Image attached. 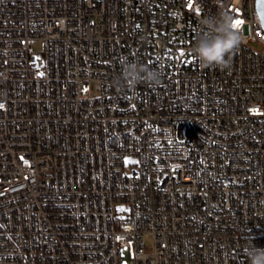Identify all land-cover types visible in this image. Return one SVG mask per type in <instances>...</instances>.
<instances>
[{"label": "built area", "instance_id": "obj_1", "mask_svg": "<svg viewBox=\"0 0 264 264\" xmlns=\"http://www.w3.org/2000/svg\"><path fill=\"white\" fill-rule=\"evenodd\" d=\"M221 10L245 42L230 69H201L189 49ZM124 57L162 84L118 91ZM0 105V264H249L246 244L264 248L257 0H0Z\"/></svg>", "mask_w": 264, "mask_h": 264}, {"label": "clouds", "instance_id": "obj_2", "mask_svg": "<svg viewBox=\"0 0 264 264\" xmlns=\"http://www.w3.org/2000/svg\"><path fill=\"white\" fill-rule=\"evenodd\" d=\"M234 20L235 17L224 10L200 19L195 46L189 52L201 69H230L232 58L245 42L238 27L233 26ZM258 22V18L254 17L249 24ZM141 83L151 88L159 87L162 84V74L147 64L129 60L127 57L122 58L121 74L113 80V87L118 91L124 88L134 89ZM243 253L249 264H264V248L248 243L243 248Z\"/></svg>", "mask_w": 264, "mask_h": 264}, {"label": "water", "instance_id": "obj_3", "mask_svg": "<svg viewBox=\"0 0 264 264\" xmlns=\"http://www.w3.org/2000/svg\"><path fill=\"white\" fill-rule=\"evenodd\" d=\"M257 8L261 14V18L264 25V0H257Z\"/></svg>", "mask_w": 264, "mask_h": 264}, {"label": "snow or ice", "instance_id": "obj_4", "mask_svg": "<svg viewBox=\"0 0 264 264\" xmlns=\"http://www.w3.org/2000/svg\"><path fill=\"white\" fill-rule=\"evenodd\" d=\"M242 23H243L242 20H240V19H236V20H234L233 26H234V27H238V26L241 25ZM0 106H2V105H0Z\"/></svg>", "mask_w": 264, "mask_h": 264}, {"label": "rangeland", "instance_id": "obj_5", "mask_svg": "<svg viewBox=\"0 0 264 264\" xmlns=\"http://www.w3.org/2000/svg\"><path fill=\"white\" fill-rule=\"evenodd\" d=\"M254 46L258 47L259 45L257 43H254Z\"/></svg>", "mask_w": 264, "mask_h": 264}]
</instances>
